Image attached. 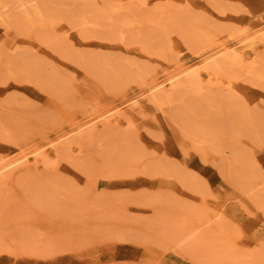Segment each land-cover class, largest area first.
<instances>
[{
    "label": "bare ground",
    "instance_id": "1",
    "mask_svg": "<svg viewBox=\"0 0 264 264\" xmlns=\"http://www.w3.org/2000/svg\"><path fill=\"white\" fill-rule=\"evenodd\" d=\"M34 1L0 0V83L32 86L55 111L31 96L1 106L0 135L11 132L21 145L29 136L45 141L32 160L26 155L2 169L46 182L73 179L79 189L64 210L114 183L143 191V202L128 209L164 221L140 232L145 244L182 253L170 242L177 236L185 253L206 255L209 206L220 202L208 198L210 161L220 158L221 146L240 148L242 162L261 173L257 184L264 179V20L246 32L251 14L233 8L205 11L214 25L189 18L190 31L208 48L197 58L217 57L195 68L171 16H186L185 4L207 0ZM10 7L17 17H5ZM235 29L249 38L233 48ZM173 67L182 78L166 76ZM149 184L154 188L144 190ZM77 223L90 232L96 227L87 209ZM250 228L243 239H264ZM57 235L52 230L43 244L33 230L30 239L47 247ZM252 258L264 264L263 250Z\"/></svg>",
    "mask_w": 264,
    "mask_h": 264
},
{
    "label": "rangeland",
    "instance_id": "2",
    "mask_svg": "<svg viewBox=\"0 0 264 264\" xmlns=\"http://www.w3.org/2000/svg\"><path fill=\"white\" fill-rule=\"evenodd\" d=\"M185 7L186 16L175 13L171 17L185 44L187 61L196 64L195 68H206L216 56L206 53L197 58L199 52L208 48H203L190 31L189 18H201L214 25V17L205 11L216 9L217 13V8H233L242 14H251V24L245 26L249 28L246 32L264 20V0H234L233 3L207 0L198 7L190 4ZM5 17L15 18L17 13L10 7ZM246 32L235 29L230 38L231 47L247 40ZM178 73L180 71L173 67L166 76ZM183 75L178 74L177 78ZM9 85L0 83V109L13 97L27 100L31 96L36 105L44 106L48 112L55 111L53 100L41 91L30 85ZM53 134L49 139L55 138ZM24 143L19 144L11 132L0 135V264H260L252 257L258 250L264 252V239H243L242 235L247 234L250 227L264 233V179L262 184H257L254 176L260 179L261 173L242 162L240 148L225 143L218 151L220 158L210 161L208 198L217 197L220 202L209 206L208 249L206 255H200L188 249L185 253L177 236L169 237L170 242L179 245L182 253L175 250L163 252L157 246L145 244L140 232L146 228L163 227L164 221L162 215L152 217L146 213L143 217H136L128 209L133 203L143 202V191L129 192L115 187L117 183H114L107 188L109 190L103 187L94 190L90 201L80 198V207L72 205L64 210V204L73 201L71 196L79 189L73 179L46 182L13 168L2 169L5 164L26 155L32 160L33 152H40L45 141L29 136ZM213 169H216L215 173ZM153 188L151 184L143 186L148 191ZM248 202L257 210L252 212ZM148 207L159 212L158 207ZM86 209L96 220L93 232L76 225ZM33 230L41 236L38 239L43 244L52 230L58 235L50 238L49 242L53 244L43 247L31 241L30 232Z\"/></svg>",
    "mask_w": 264,
    "mask_h": 264
}]
</instances>
